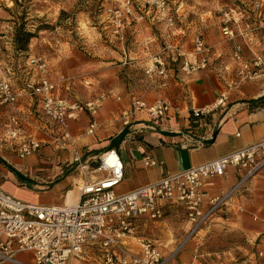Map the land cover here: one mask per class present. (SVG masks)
Listing matches in <instances>:
<instances>
[{
	"label": "built area",
	"instance_id": "2783aa9c",
	"mask_svg": "<svg viewBox=\"0 0 264 264\" xmlns=\"http://www.w3.org/2000/svg\"><path fill=\"white\" fill-rule=\"evenodd\" d=\"M155 8L152 18L165 21L163 51L170 50L178 55L179 48L171 42L175 31L173 16L169 14L167 0H146ZM253 10L264 17V0H252ZM128 3V2H127ZM129 13V11H126ZM147 14L149 11L146 12ZM117 27L120 26L121 12L113 13ZM222 33L228 38L242 37L254 32L247 26L239 27V17L223 14ZM233 22V29L227 24ZM246 32V33H245ZM249 40H251L249 38ZM246 43V42H245ZM194 50L199 59L194 61L170 60L178 67L170 69L167 56H157L144 69V75L151 84L157 80L166 81L169 73H183L190 76L206 69L208 49L200 36L193 38ZM246 46L252 53L248 60L243 56L241 44L233 47L232 59L255 71L264 68L262 58L255 53L254 42ZM5 44L1 41L0 30V106L8 111L7 123L0 136V144L11 149L18 158L24 159L41 152V143L24 132L27 121L20 114L17 103L20 96H27L34 104L31 115L37 120V131L48 130L57 134L55 144L64 151L66 160L75 165L81 175L78 196L73 202L65 200L60 205H43L19 200L0 189V264H70L75 258L83 259L86 253H93L101 264H174L183 245L178 246L170 255L164 256L155 243L136 238L139 226L147 221H160L165 217L166 208H180L189 224L187 237L195 235L202 227L222 212L232 200L246 188L247 180L264 168V138L237 151L213 159L179 173L163 171L155 182L139 186L127 193H118L124 177V162L114 148L102 152L96 160V166L90 170L83 159L78 141L71 135L68 123L76 121L82 113L88 115L85 136H93L98 124L96 116L101 103L98 99L78 101L56 94L59 84H65L67 77L56 74L50 77V69L44 56L25 58L27 77L20 87L13 84L10 67L6 66ZM226 94H222L212 105L190 110V116L199 120L203 129L208 127V117L223 105ZM170 110V104L156 100L147 104L139 98H133L125 113L127 119L137 112L145 111L150 121L163 119ZM129 125V120L123 122ZM144 167H155L157 161L150 155H143ZM159 166H161L159 164ZM228 168L242 176L226 191L212 197H206L203 183L215 177H221ZM91 174H98L92 176ZM132 246L138 248L133 251ZM20 255L28 256L23 260ZM180 264V263H176ZM188 264H199L191 261Z\"/></svg>",
	"mask_w": 264,
	"mask_h": 264
},
{
	"label": "crops",
	"instance_id": "0c3cea01",
	"mask_svg": "<svg viewBox=\"0 0 264 264\" xmlns=\"http://www.w3.org/2000/svg\"><path fill=\"white\" fill-rule=\"evenodd\" d=\"M229 13L231 16L240 15L238 9L230 10ZM249 17H251L249 22L253 31L261 33V30H264V17H260L253 11ZM138 32L140 33L141 30L135 27V33ZM1 33H3L1 38L7 40L4 44L8 52L6 56L10 57V60L6 61L14 63L15 59L11 58L13 56L11 33L6 30V26L1 28ZM175 44L179 48L178 55L170 50L165 54V57L170 56L168 59L171 70L178 67V64L172 63L170 60L194 61L199 59L200 55L195 53L193 40H190L189 43L177 38ZM209 48L210 52L205 54L208 60L206 69L190 76H185L183 73L175 74V71H171L166 81L158 80L150 90L140 92L141 100L147 104L158 99L170 104V110L163 119L150 121L145 111L137 112L127 119L124 115L130 107L129 94H122V91L115 89L113 96L104 99L101 103L96 116L98 127L93 136L84 135L88 126L86 113H82L76 121L68 123L69 131L78 141L85 161L93 160L96 164L97 158L106 149L114 148L118 151L124 162V177L117 188L118 193H127L139 186L151 184L160 178L163 171L183 172L264 138V69L256 72L246 71L242 64L229 62L231 52L226 53L223 47L214 44ZM258 50L262 51L260 53L264 63V45ZM26 54L33 56L31 51ZM48 60L50 77L53 80L56 79V74L59 73L57 71L60 70V73L69 74L72 77L87 76L94 80H100L104 76L100 74L101 70L89 68L80 56L73 53L66 57L56 56L55 59ZM59 60L61 66L56 69L57 67L54 65ZM225 60L227 61L225 62ZM129 61V64L143 65L144 73V69L153 60ZM19 69L18 66L16 79L23 80L28 75L24 70L20 71ZM15 81L13 84L16 86ZM87 88L94 89L90 86ZM56 94L71 100L77 99L74 87L67 84L58 85ZM222 94H226V100L222 106L209 115L208 127L203 129L199 120L190 116V110L210 106ZM33 106V102L27 96L19 97L17 109L27 118L24 132L41 143V152L20 159L11 149L0 144V189L24 202L60 205L65 199L62 203L56 204L53 201V195L59 194L58 197H62V194L66 193L65 190L70 185L68 176H61L51 187L26 182L28 178L32 177L33 171L46 170L44 169L45 165H51L53 162L71 165L64 158L66 153L55 144L54 138L57 134L50 130L42 132L35 129L38 122L30 114ZM6 111L5 116L8 114ZM120 120L123 122L129 120V125L124 129L121 128ZM126 129L129 133H126ZM123 130L125 133L122 138H118ZM85 141L88 143L85 144ZM125 151L130 152L134 160L128 161L124 154ZM143 155H150L158 165L144 167L141 161ZM26 168L34 169L31 171V175H28ZM57 168L54 167V169ZM54 169L52 172H55ZM58 173L61 172L56 170L55 176ZM240 176H242L241 171L237 172L233 168H228L223 176L206 180L202 189L205 191L206 197L216 196L230 188ZM42 182L52 183L43 180ZM245 186V190L214 217L209 222V226L206 225L208 227L204 226L197 231L194 237L199 233L205 234L208 230L217 228L234 231L242 238L243 247L235 248L238 249L236 255H239V259L234 260L233 264H264V168L251 176ZM49 193H53V195L49 196ZM166 214H168L166 223L163 224L160 238L155 243L164 256L170 255L177 248L171 245L174 241L173 231L175 228L182 225L180 228L184 229L185 227V234L189 228L184 214L181 213V216L183 215L185 218L184 221L178 220V208L168 206ZM194 237L192 236V238ZM132 250L138 251V248L132 246ZM186 251L190 256L186 264L196 261L192 254V248ZM93 256H95L93 253L87 252L85 258H75L71 262L86 264L91 260H96ZM20 258L26 260L28 256L20 255ZM175 258L177 259L173 260L174 264L182 262L180 256Z\"/></svg>",
	"mask_w": 264,
	"mask_h": 264
},
{
	"label": "rangeland",
	"instance_id": "374dc122",
	"mask_svg": "<svg viewBox=\"0 0 264 264\" xmlns=\"http://www.w3.org/2000/svg\"><path fill=\"white\" fill-rule=\"evenodd\" d=\"M167 2L169 14L174 19V28L177 30L170 37L172 43H175L177 38L190 43V40L199 35L208 52H210V45L215 44L223 47L226 53L231 52V60L228 61L236 64L238 62L232 59L234 45H242L243 56L248 59L246 60L248 62L252 53L246 46L251 47L250 43L253 41L255 44L253 50L261 57L260 52L262 51H259L258 48L264 45V30H261V33H248L245 36L247 39L242 37L230 39L222 33L224 10L229 13L230 10L238 9L240 15L233 16L234 18L239 17V27L245 29V26L248 25V30L252 29L249 22L251 21L249 14L254 12L252 0H167ZM115 11L121 12V23L118 27L113 15ZM147 11H149L148 14ZM61 12H65L68 18H65ZM154 14L155 8L149 7L146 0H0V30L6 26V30L11 33L10 40L13 46L14 31L20 24H24V28L34 34L27 47V52L31 51L33 56H44L49 61L50 58L66 57L73 53L80 56L89 68L101 70L100 74L104 76L100 80H94L87 76L72 77L62 73L68 79L65 84L74 87L77 94L76 100L83 102L98 99L102 103L104 99L113 96V91L118 89L122 91V94H129L130 104L133 98L141 99L140 92L150 90L158 82L157 80L154 84L150 83L149 79L144 76L143 65L129 64V60H154L157 56L165 55L162 38L165 34V21L161 18H152ZM227 25L233 29L236 28L233 22ZM39 27L46 29L39 30ZM135 27H138L141 32L135 33ZM2 36L3 33H1ZM5 40L1 38L3 44L7 42ZM12 52L11 58L15 59L14 63L6 61V66L10 67L11 73H13L11 77L13 83L16 80V86L20 87L23 80L16 79V75H18L16 69L19 66L20 71H25V58L28 55L27 52L16 53L14 48ZM6 53L8 52L5 49ZM168 58L167 60H169ZM5 60H10V57ZM51 61L54 62V60ZM54 66L57 67L56 69L60 68V60ZM247 68L246 71L256 72L251 66ZM89 86L94 89H88ZM6 110L0 106V136L7 123V116L4 115ZM120 126L123 129L126 128L123 125V120H120ZM84 143L87 144L88 141ZM124 154L128 161L134 160L130 152L125 151ZM67 157L68 155L64 154V158ZM88 166L92 170L96 164L93 160H89ZM44 167L46 170L43 171L26 168L28 175H31V171H33L32 177L28 178L26 182L51 187L61 176H68L70 185L65 190L67 199L70 202L76 200L82 178L76 166L53 162ZM54 167L58 168L54 169ZM53 169L55 172H52ZM56 170L61 173L55 176ZM91 175L98 176V174ZM42 180L52 183L45 184ZM65 194L58 197L59 194L49 193V196L53 195V201L59 204L65 199ZM178 213V220L183 222L185 218L183 215L181 216V213H184L180 208H178ZM167 217L168 214H165V217L160 221H147L141 224L137 229L136 238L157 243ZM180 226L173 231L174 241L171 244L174 248L183 245L180 253L176 256H180L182 260L180 264H186L190 259L186 250L191 248L194 259L199 264H233L234 260L239 259V255H236L238 249L235 248L243 247V240L236 232L217 228L208 230L205 234L199 233V235L193 236L194 238H188V233L185 234V227L181 229ZM93 257L96 260H91L86 264H101L97 256ZM70 264L78 263L73 261Z\"/></svg>",
	"mask_w": 264,
	"mask_h": 264
},
{
	"label": "trees",
	"instance_id": "16d2710c",
	"mask_svg": "<svg viewBox=\"0 0 264 264\" xmlns=\"http://www.w3.org/2000/svg\"><path fill=\"white\" fill-rule=\"evenodd\" d=\"M101 1V0H98ZM61 14L65 17L68 18V15L65 12H61ZM39 30L41 29H46L44 27H39ZM34 37V34L31 33L30 31L26 30L24 28V24H20L14 31L13 34V48L16 53H25L27 52V47L29 44V41ZM125 131L123 130L118 138H122L123 134Z\"/></svg>",
	"mask_w": 264,
	"mask_h": 264
},
{
	"label": "bare ground",
	"instance_id": "6f19581e",
	"mask_svg": "<svg viewBox=\"0 0 264 264\" xmlns=\"http://www.w3.org/2000/svg\"><path fill=\"white\" fill-rule=\"evenodd\" d=\"M69 196H70V194H69ZM70 197H71V196H70ZM72 197H73V196H72ZM66 201H67V202H70L69 199H67Z\"/></svg>",
	"mask_w": 264,
	"mask_h": 264
}]
</instances>
